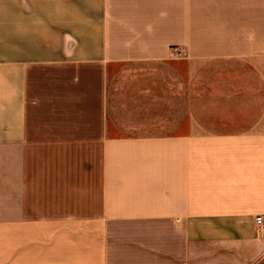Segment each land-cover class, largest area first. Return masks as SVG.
<instances>
[{
  "label": "crops",
  "instance_id": "0c3cea01",
  "mask_svg": "<svg viewBox=\"0 0 264 264\" xmlns=\"http://www.w3.org/2000/svg\"><path fill=\"white\" fill-rule=\"evenodd\" d=\"M257 216L264 0H0V264H264Z\"/></svg>",
  "mask_w": 264,
  "mask_h": 264
},
{
  "label": "built area",
  "instance_id": "2783aa9c",
  "mask_svg": "<svg viewBox=\"0 0 264 264\" xmlns=\"http://www.w3.org/2000/svg\"><path fill=\"white\" fill-rule=\"evenodd\" d=\"M172 57L175 58H185L187 57L186 51L182 50L179 47H173L172 49ZM256 223L260 230H264V216H257L256 217Z\"/></svg>",
  "mask_w": 264,
  "mask_h": 264
}]
</instances>
